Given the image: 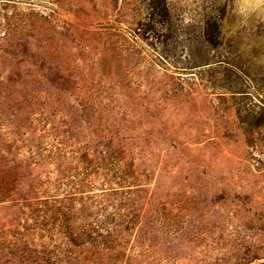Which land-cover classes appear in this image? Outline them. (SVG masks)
I'll return each instance as SVG.
<instances>
[{"label": "rangeland", "instance_id": "rangeland-1", "mask_svg": "<svg viewBox=\"0 0 264 264\" xmlns=\"http://www.w3.org/2000/svg\"><path fill=\"white\" fill-rule=\"evenodd\" d=\"M0 264H264V0H0Z\"/></svg>", "mask_w": 264, "mask_h": 264}, {"label": "trees", "instance_id": "trees-1", "mask_svg": "<svg viewBox=\"0 0 264 264\" xmlns=\"http://www.w3.org/2000/svg\"><path fill=\"white\" fill-rule=\"evenodd\" d=\"M177 69H179L180 67L175 66ZM192 67H185V69H191Z\"/></svg>", "mask_w": 264, "mask_h": 264}]
</instances>
